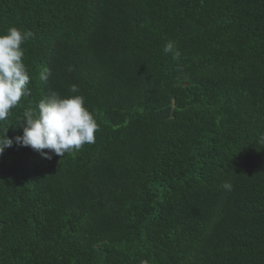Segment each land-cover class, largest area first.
Segmentation results:
<instances>
[{
    "label": "trees",
    "instance_id": "16d2710c",
    "mask_svg": "<svg viewBox=\"0 0 264 264\" xmlns=\"http://www.w3.org/2000/svg\"><path fill=\"white\" fill-rule=\"evenodd\" d=\"M12 26L29 94L0 137L73 84L98 130L0 155V264H264V0H0Z\"/></svg>",
    "mask_w": 264,
    "mask_h": 264
},
{
    "label": "clouds",
    "instance_id": "9594fccd",
    "mask_svg": "<svg viewBox=\"0 0 264 264\" xmlns=\"http://www.w3.org/2000/svg\"><path fill=\"white\" fill-rule=\"evenodd\" d=\"M34 36L31 30L21 31L12 26L0 32V121H5L20 102L23 96L29 94L27 85L30 77L23 62L24 50L22 44ZM163 51L171 53L174 59L180 55L174 41H168ZM50 72L45 69L39 74L40 80L47 81ZM72 95L61 96L57 92L45 96L38 101L36 111H26L21 120L23 132L9 138L4 133L0 137V155L17 145L31 147L44 158L52 155L63 157L66 152L81 149L85 144L95 143V132L98 124L93 114L85 107V98L79 93L75 84L69 87ZM264 144V134L258 141ZM48 151L45 152L44 150ZM223 187L231 190V184L225 182Z\"/></svg>",
    "mask_w": 264,
    "mask_h": 264
}]
</instances>
